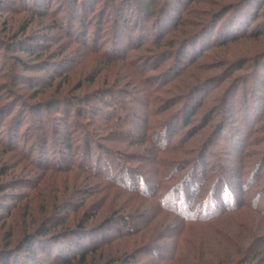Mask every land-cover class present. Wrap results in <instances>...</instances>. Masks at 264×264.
Masks as SVG:
<instances>
[{"label":"rangeland","instance_id":"rangeland-1","mask_svg":"<svg viewBox=\"0 0 264 264\" xmlns=\"http://www.w3.org/2000/svg\"><path fill=\"white\" fill-rule=\"evenodd\" d=\"M79 225L72 264H264V0H0V264Z\"/></svg>","mask_w":264,"mask_h":264},{"label":"trees","instance_id":"trees-1","mask_svg":"<svg viewBox=\"0 0 264 264\" xmlns=\"http://www.w3.org/2000/svg\"><path fill=\"white\" fill-rule=\"evenodd\" d=\"M187 181H189V178ZM188 183V186L185 187L192 188L194 186V183L191 181ZM214 201L215 200H213V204L206 207L207 211L209 210V212H211L209 216L216 215L218 213L217 211L222 207L219 206L218 202L215 203ZM190 209L191 208H189V210ZM189 210L188 212L187 209L184 210V213H189ZM187 220H189V218H187ZM113 222L114 220H108L106 223L113 225ZM121 223L124 224L125 222L122 221ZM48 231L49 230L37 231L32 235H28L15 250L21 249L18 250V252H23L26 258H32L33 260L38 259V256L35 254L36 251H41L44 253L46 260L52 261L54 264H72L75 260H77L76 262H84L87 254L94 251L96 247L104 241V239L100 241L95 238L94 234H96V232L100 233V231H91L87 226L83 225H79L75 229H65L56 236L53 234L50 235ZM14 254L15 251L13 250L3 252V263L17 264V262H15L16 260H13ZM130 262L131 260L127 258L121 264ZM37 264L41 263L38 261Z\"/></svg>","mask_w":264,"mask_h":264}]
</instances>
